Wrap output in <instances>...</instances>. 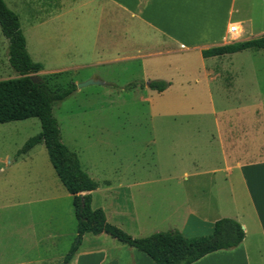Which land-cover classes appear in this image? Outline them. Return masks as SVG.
<instances>
[{
    "label": "rangeland",
    "instance_id": "obj_1",
    "mask_svg": "<svg viewBox=\"0 0 264 264\" xmlns=\"http://www.w3.org/2000/svg\"><path fill=\"white\" fill-rule=\"evenodd\" d=\"M3 1L18 16L27 51L42 65L44 75L60 71L44 79L54 88L75 85L69 97L54 104L52 114L62 142L100 185V192L93 195L94 207H107L109 219L115 222L111 205L118 199L112 191L103 192V182L110 181L113 188L121 180L124 184L147 182L132 191L136 205L145 202L141 207L152 214L151 230L170 231L171 225L156 219L164 217L183 195L191 199L185 187L216 185L220 201L215 207H223V214L234 213L235 194L229 203L225 191L230 184L227 167L240 161L234 158L244 149L253 151H247V162L259 158L258 148L264 150V50H246L205 63L182 55L163 64L140 60L143 67L139 61L99 64L115 54L105 52L101 58L96 54L99 49L92 47L95 27L90 26L98 18L94 9L88 11L79 0L71 10L67 6L53 9L57 0H41L40 5L49 4L56 14L47 26L37 27L31 0ZM252 11L249 16L256 25L259 16L255 7ZM252 35L258 38L264 31L247 34ZM7 52L8 41L0 29V80L18 77L9 66ZM87 63L91 64L81 67ZM206 65L217 74L215 85L209 87ZM146 73L151 75L145 79ZM161 74L171 83L164 92L141 89ZM92 75L103 81L88 78ZM90 80L100 84L81 86ZM226 88L233 89L228 93ZM245 125L247 141L241 143L245 128L240 127ZM40 132L36 118L0 125V264H61L76 239L72 197L58 180L45 147L38 145L27 157L19 158L17 165L13 162L27 140ZM7 159L10 166L5 164ZM195 171L201 176H193ZM182 173L190 174L189 178L184 179ZM235 174L233 170L232 179ZM1 185L7 186L6 192ZM139 190L150 196L143 197ZM120 194L119 202L127 212V194ZM32 238L39 242L34 250ZM93 239L85 235L79 246H96ZM22 241L25 248L19 250Z\"/></svg>",
    "mask_w": 264,
    "mask_h": 264
},
{
    "label": "crops",
    "instance_id": "obj_2",
    "mask_svg": "<svg viewBox=\"0 0 264 264\" xmlns=\"http://www.w3.org/2000/svg\"><path fill=\"white\" fill-rule=\"evenodd\" d=\"M40 1L31 0V8L34 11L33 16L38 18L33 20V24L35 23L34 25L37 27L47 26L52 22V18L56 14L54 11H50L49 4L40 5ZM57 1L58 4H54L53 9L56 6L64 8L67 6L71 10V7L77 0ZM79 1L88 11L94 9L98 15L95 25L90 26L95 27L91 42L93 49H99L96 54L101 58L105 55V52L115 54L114 58L97 62L99 64L108 65L125 61H139L142 66V61L146 63V61L154 59L159 60L160 64H163L172 61L175 59V56L182 55L195 58L200 63H205L207 60L219 59L227 55L204 58L202 51L247 41L251 38L253 39V37L255 38L254 35L247 36L248 33H260L264 31V0ZM254 7L259 16V21L256 25L253 24V20L249 16L253 13L252 9ZM233 26L236 27V31L231 33L230 28ZM70 44L72 45L73 41ZM249 50L259 51L254 49ZM127 52L132 53L124 54ZM89 64L91 63L83 64L81 67L89 66ZM203 67L209 87L216 80L217 74L214 73L210 66L206 65ZM42 70L43 67L41 65V69L37 73V76L40 78L60 73V71H56L44 75L47 73H44ZM150 75L146 73L145 79L149 78ZM88 78L103 81L100 77L94 75ZM165 78L163 74L157 75V80L165 81L171 85ZM150 82L148 80V83L140 88L148 89ZM105 85L113 86L106 83ZM232 89L226 88L228 93ZM240 128H245L241 131V136H244L243 140L241 137V143H246V135L248 134L246 125ZM211 138L213 139V137ZM36 146L24 153H21L22 147L12 157L14 164H18L19 158L27 157ZM257 150L259 152L257 160L250 162L248 160L247 162L249 158V152L247 151H250L251 154L253 151L251 149H244L240 151L239 157L236 156L234 158L235 162L236 159L240 161L236 162L234 166L227 167L230 184L227 185L228 187L225 191L229 203L231 199L233 201L236 198L233 214H223V209L221 210L223 207H215L219 206L218 202L220 201V190H218V194H215L217 193L216 185L204 187L195 185L185 187L184 190L186 194L191 193V199H189V195H183V199L174 208H171L169 212L165 211L164 217L156 219L158 223L171 225L170 231H178L186 238L211 235L214 231L215 222L223 218L234 219L240 223L244 231V239L237 247L207 254L192 264H264V156L262 154L264 150L260 151L259 148ZM5 164L10 166L12 163L7 159ZM233 170L236 171L234 179H232ZM0 171L3 172L2 169ZM213 171L210 174H214ZM200 173L195 171L193 176H201ZM182 176L184 179H188L190 174L182 173ZM142 181L147 180L143 179ZM96 183L98 187L90 192L91 208L93 210L101 209L108 223L123 229L133 238H145L155 233H165L160 230H151L153 228L152 214L149 210L141 207V205L146 203L140 201V206H137L135 203V193L132 191V187H136L137 185L146 186L147 182L124 184L120 180L116 187L113 188L110 181L103 182V186L105 187L103 192L112 191V196L116 197L115 200L118 199L116 205H111L112 218L116 217L115 222H111L109 219L107 207H94L93 195L101 190L99 183ZM47 186H49V183H47ZM205 187L208 188L207 191L204 189ZM1 190L2 192H6L7 186L1 185ZM124 192L127 194L129 200V210L127 212L123 210L119 202V199H121L120 193ZM138 193L143 197L150 196L144 190H139ZM233 193L235 194V198ZM213 202L217 204L215 205ZM16 207H23V205ZM217 213L220 216H216ZM123 223L128 225V230L123 226ZM85 235H83L82 240H84ZM93 236L96 246L85 248L79 246L68 264H155L145 253L129 247L105 233ZM31 242V249H37L39 242L35 241L34 238L31 239ZM24 248V242L22 241L18 249L23 250ZM26 249H30L28 244L26 245ZM26 262L28 261L21 264H29V262ZM32 263L33 261L30 264Z\"/></svg>",
    "mask_w": 264,
    "mask_h": 264
},
{
    "label": "trees",
    "instance_id": "obj_3",
    "mask_svg": "<svg viewBox=\"0 0 264 264\" xmlns=\"http://www.w3.org/2000/svg\"><path fill=\"white\" fill-rule=\"evenodd\" d=\"M0 29L8 41V63L18 77L0 80V124L38 119L39 135L27 140L21 153L43 144L53 170L72 197L76 219V239L61 264H68L77 251L83 235L105 233L119 242L145 253L155 264H192L207 254L237 247L244 239L240 223L223 218L215 222L211 235L186 238L178 231L155 233L133 238L106 221L101 209L91 208V194L98 184L83 170L78 156L62 142L57 120L52 114L54 104L64 101L75 91L70 83L66 89L54 88L37 76L41 65L34 63L26 49V39L18 16L0 0ZM264 50V35L258 38L202 51L204 58L231 55L245 50ZM169 83L151 81L149 88L163 92ZM131 86V85H130Z\"/></svg>",
    "mask_w": 264,
    "mask_h": 264
},
{
    "label": "water",
    "instance_id": "obj_4",
    "mask_svg": "<svg viewBox=\"0 0 264 264\" xmlns=\"http://www.w3.org/2000/svg\"><path fill=\"white\" fill-rule=\"evenodd\" d=\"M91 84H100V82L95 81V80H90V81L83 83L81 86H87V85H91Z\"/></svg>",
    "mask_w": 264,
    "mask_h": 264
},
{
    "label": "built area",
    "instance_id": "obj_5",
    "mask_svg": "<svg viewBox=\"0 0 264 264\" xmlns=\"http://www.w3.org/2000/svg\"><path fill=\"white\" fill-rule=\"evenodd\" d=\"M235 31H236V27L235 26H233V27L230 28V32L231 33H234Z\"/></svg>",
    "mask_w": 264,
    "mask_h": 264
}]
</instances>
